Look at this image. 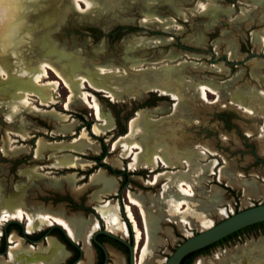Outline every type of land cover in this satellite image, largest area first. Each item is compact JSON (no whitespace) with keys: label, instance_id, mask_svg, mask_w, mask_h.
Masks as SVG:
<instances>
[{"label":"rangeland","instance_id":"obj_1","mask_svg":"<svg viewBox=\"0 0 264 264\" xmlns=\"http://www.w3.org/2000/svg\"><path fill=\"white\" fill-rule=\"evenodd\" d=\"M65 1L71 7L63 23L50 36L52 46L57 47L58 53L80 61L85 67L84 74L86 70L95 73L101 68L99 75L114 79L118 88L129 91L122 92L121 99L113 101L84 83L81 89L75 87L65 109L70 92L54 71L47 69L45 78L37 81L29 78V84L39 87L54 81L60 83L55 90L57 101L43 105L31 94V89L24 96L23 87L1 83L12 80L14 74L28 73L23 64L18 71L13 67L15 54L11 53L12 64L8 61L2 65L0 61V72H3L0 87L5 85L0 88V205L7 199L21 198L23 205L19 209L26 213L62 212L63 218H68L92 207L98 213L102 200L109 199L117 206L118 218L124 220L116 195L127 204L125 194L130 192L154 223L151 233L150 222L146 228L139 210L132 207L141 235L135 248V262L144 257L146 263L154 259L155 264H165L184 239L240 210L264 203V114L251 106L252 98L264 104V45L253 40L256 33H264V0L258 4L255 0H118L117 3L116 0H78L79 8L74 2L73 5ZM57 5L55 2V9ZM27 24L33 26L30 22ZM90 28L97 32H90ZM109 33L114 38H109ZM167 69L174 71L166 73ZM164 73H170L172 80L180 79L179 100L153 90H139L135 92L138 95H130L134 94L130 88L135 86L131 83L139 84L140 79L156 78ZM74 77L78 76H73V80ZM201 84L214 89V93H207V101L200 97ZM84 93L93 96L101 111L111 117L112 130L106 133L92 130L102 119H96L93 110L83 101ZM239 96L246 102L242 104ZM25 98L28 102H24ZM114 111L118 112L126 131L125 117L131 120L142 112L140 132L143 135L151 131L152 137L159 138L155 152L162 154L167 147L180 152L179 163L155 170L160 175L154 185L147 183L152 180L153 172L129 166L132 155L140 152L138 147H133L132 155L127 158L123 157L124 148L118 139L115 149L110 148L116 131ZM69 125L72 127L68 130ZM82 136L97 146L96 152L78 153L66 148ZM102 144L107 146L102 163L129 174V181L120 190L123 176L117 178V190L107 198L102 197L101 188L85 178L86 171L95 166L93 157L101 153ZM64 154L77 156L86 164L56 166L57 158ZM206 165L208 170H202ZM181 176L193 187L194 193L178 212L166 194L177 190L176 180L172 178ZM7 208L0 206V209ZM85 213L95 215L92 210ZM177 215L188 224L172 221ZM16 220L8 218L0 224V239L6 223L24 224V220ZM103 223L109 230L110 225ZM50 226L47 224L38 230ZM33 231L37 230L28 232ZM146 231L150 234L148 239ZM16 235L11 230L8 237ZM48 238L56 240L55 236L47 237L35 245L20 240L24 249L32 246L33 250L43 251ZM106 248L107 264H112V254L120 255L119 251L109 245ZM10 251L11 248L6 256L0 254V264H19V259L9 256ZM235 263L264 264V231L240 234L195 257L191 264Z\"/></svg>","mask_w":264,"mask_h":264},{"label":"bare ground","instance_id":"obj_2","mask_svg":"<svg viewBox=\"0 0 264 264\" xmlns=\"http://www.w3.org/2000/svg\"><path fill=\"white\" fill-rule=\"evenodd\" d=\"M69 1L72 4L74 2L75 5L79 8L77 2L78 0H69ZM260 1L261 0H255L254 2L258 4ZM55 2H57L58 4L57 9H55L54 7ZM115 2L117 3L118 0H116ZM70 7H69V3L66 2L65 0H26L25 8L27 11L24 14L25 23L13 38H11L10 40L0 41V45H1L0 52H3L0 56V61L2 65H7L8 61L10 64L13 63L14 65L13 67L17 69L16 71H18L19 65L23 64V66L26 69V72H28L29 74L25 73L24 76H22V75H18L17 73L12 76L11 78L12 80L10 81L7 80V82L1 81V83L2 84L6 83V86L10 85L12 87H18V88L23 87L24 91H26L24 92V96L29 95L30 93L29 94L26 93H28L27 91L31 89L30 90L32 91L31 94H35L43 105L52 104L57 101V97L55 96V90L59 86L60 84L59 82L54 81L50 84L43 85L42 87L29 84V78L33 79L34 81H37V79L39 78H45L46 70L51 69L54 71L58 79L63 83V85L66 88H68L70 92V95L67 98V103L65 104V109H68V103L71 101L75 87L81 89L84 83H87L91 88L97 91H102L103 93L106 94V96L110 97V99L113 101L120 100L121 93L122 92L126 93V91H129L128 89L121 90L120 88L117 87L116 83H114L111 79H108V82L106 83V82H101L100 79H98L97 77H95L96 79L95 80L93 78H88L82 75L81 70L83 67L79 63L80 61H75L69 56L58 53V51L55 49L57 47L54 48V46H52V43L50 42V36L54 31L58 29V27L64 21L66 13L70 9ZM211 20L213 21V19ZM27 22L32 23L33 26L32 27L27 26L28 25ZM253 40L255 43L264 45V33L261 34L256 33L253 36ZM12 52L15 54L14 59L15 62H17L16 65L15 62L12 63L10 62L12 61L11 59L13 58L12 56L13 54H11ZM35 62L37 66H35ZM53 64L56 65L57 68L53 67ZM102 71L103 69L97 68L95 73L99 75V73H101ZM2 73L3 72L1 70L0 74ZM5 75L7 78L10 77L8 76L7 72L5 73ZM73 76H78V77H74L73 80ZM176 78L177 77H175V79ZM174 80H172L171 76L160 79L152 77L151 79H149V81L145 80V82H142L140 85H136V87H133L136 91H133L130 88L131 89L130 92L132 91L134 92V94L132 93L130 95L131 96L138 95L135 94V92L139 93L138 92L139 90L144 92L148 90H153L158 92L159 94L168 95L173 100H177L179 98L177 88L180 79L179 80L177 79V81ZM144 84H146V86ZM130 85H134V82L133 84L131 83ZM130 85L128 86L131 87ZM3 87H5V85H3ZM198 90L200 92L201 99L205 101H207V93H214V89L206 84L199 85ZM15 95L16 94H14V96ZM183 97L185 96H182V99ZM239 97L237 98H239L242 104L246 102L243 96H239ZM82 98L83 101L89 106V108L93 110L95 118L102 119L99 124L93 126L92 130L96 133H106L112 130L114 126L113 120L108 114H104L101 111V107L97 102V100L88 93H84ZM252 99L253 102L252 100H250L252 102L251 103L252 108L257 112L264 114V106H263L264 104L262 103L263 101L262 100L259 101V99L257 98H252ZM24 102H28V99L25 98ZM248 104L249 103H246V105ZM175 105L176 104H174V106ZM243 108L246 111L251 112L250 109H247L245 107ZM60 116L62 117L63 120L66 119L65 115H60ZM142 117H143L142 112L137 113V117L131 119L128 123L127 134H125L122 137H119L117 140L118 144L124 148V154H123L124 158H127L130 155H132L133 147L135 148L138 147L140 149V152L134 153L132 155V162L129 163V166H131L134 169L144 168V169L153 170L155 169L157 164H161L162 167L167 168L168 166H174L176 163H179L180 152L177 151L176 148L174 149L169 147L164 148L162 150V154L161 153L157 154L155 152L154 147H156L155 145L157 144V141H159V138L152 137L153 132L151 131L148 132L149 134L145 133L142 135V133L140 132L141 131L140 121ZM71 127L72 125H69L67 129L69 130ZM116 142L112 144L111 147L112 150L115 149ZM66 148L70 149V151H74L78 153L81 152L83 153L85 152V150H91L93 152L97 151V146L90 143L89 140L84 136H82L79 140L69 144L68 146H66ZM85 164L86 162L78 157L72 156L71 154H64L61 157L57 158L56 166L82 167ZM211 165H213V163H211ZM207 167L208 165L203 166L202 170H208ZM158 176L159 174H155L152 180L149 181V185H154L155 182L157 181ZM219 176H221V174ZM174 179L176 180L175 183L177 184L176 185L177 190L175 192H169L166 195H168L171 201L174 203L175 211L181 212L180 209L182 208L183 205L187 204L186 200L188 197L193 195L194 189L191 185L186 183L185 180H183L182 176L181 178L173 177L172 181ZM90 181L95 185L97 184L101 185L102 194L113 193L117 186L115 179L112 177L105 176L104 172L101 170L91 175ZM127 198L129 200L130 205H136L139 207L138 210L142 217V220L145 223L146 228L148 222H150L149 226L151 228V233H153L154 230L152 227H154V223L152 222V219L148 218L146 212L137 203L133 194L128 192ZM21 200H22L21 198H11V199H7L5 202H3V204L0 205V206L8 207L7 209H0V224L6 221L8 218L18 219V220L22 219L25 222L27 231L38 230L41 229L43 226L51 223L58 224L64 229H66L67 234L73 241H78L82 244L83 259L77 264L92 263L93 256H92V251L89 247L88 237L91 234V232L97 227V223L95 221H93L91 218L85 220L79 215H72L66 219L63 218L62 212L51 214L48 212L39 211L36 212L35 214H29L23 211L22 209H19V206L23 205V202ZM209 200H212V196L210 198V195H209ZM101 205L102 206L98 208V212L100 213L103 220L110 225L109 230H112L121 236H125L126 235L125 226L119 220L116 214L117 213L116 205L110 202H106L104 203V205L103 204ZM202 208L203 207H201L200 209L203 210ZM125 211L127 214V218L130 221L132 228L134 230L135 243L137 244L141 239V235L137 227V223L133 215L132 209L128 204L125 205ZM171 219L172 221L175 222L180 221L182 224H188V221H186V219L183 218L182 216L177 215L172 217ZM146 236L147 239L150 238V234L147 231H146ZM9 241L12 242L9 256L12 258L14 257L17 260L19 259V264H59L67 256V252L65 251L63 246L53 238H48L47 245L43 249V251L33 250L32 246H29L28 248L24 249L19 237L16 238L14 236L13 237L10 236ZM154 244H156V241H154ZM154 244L152 243L151 246H153ZM137 259L135 262L136 264H155L154 259L149 260V262L147 263L144 261V257H140L138 260ZM111 262L112 264H123L122 258L118 254H112Z\"/></svg>","mask_w":264,"mask_h":264},{"label":"flooded vegetation","instance_id":"obj_3","mask_svg":"<svg viewBox=\"0 0 264 264\" xmlns=\"http://www.w3.org/2000/svg\"><path fill=\"white\" fill-rule=\"evenodd\" d=\"M160 95H164V94H160ZM164 96H168V95H164ZM129 121L130 120H127V123H129ZM127 132L128 131H126L123 135L115 136V138L109 144L110 148L112 147V144L115 142L116 139H118L119 137L124 136L125 134H127ZM106 153H107V146L105 144H102L101 153L99 155L93 157V161L95 162V166L86 171V175L87 176H85V178L88 177L89 181H90L91 175H93L94 173H97L99 170H101V171L104 172L105 176L114 178L115 181H116V184H117V178L119 176H123V179L121 180V182L119 184V187H118V190H120L121 187L123 185H125L129 181V179H128L129 178V174L125 173L124 171L115 170L110 165H108L106 163H102L103 157L106 155ZM75 157H77V156H75ZM97 158H99V159H97ZM159 166H161V164H157L155 169H153V170H149L148 169L150 172H153V177H154L155 174H159L160 175V172H156L155 171ZM164 168H166V167H164ZM140 169H144V168H140ZM147 183H149V181H147ZM81 184H84V182L81 183ZM94 186H96V185H94ZM97 187L99 189V188H101V185L97 184ZM115 190H117V186H116ZM230 192H232V191H230ZM114 193H115V191L113 193L104 194L102 197L107 198V197L112 196ZM127 193L125 194V197H126V200H127V204L131 207V209H132V207H134L135 209H139L138 206L129 204V200L127 198ZM116 198L118 199V205H119L120 214H121L122 217H124V220H120V219L119 220L125 226V230H126V235L125 236H121V235L119 236V235L111 232L110 230H106L105 224L103 223L104 220L101 217L100 213L96 212L95 207H92V208H89V209H84L83 210L84 212H77V213L74 214V215H79L80 217H82L85 220L91 218L93 221H95L97 223L96 231H94V232L92 231V233L88 237L89 247H90V249L92 251V256H93L91 264H104V261H105L104 251L101 249V247H99V245L97 243L101 244L105 248V251L107 253V261H106L105 264H107V262H108V252H107L106 245H109V246L114 247L115 249H117V251H119L118 253L124 257V259L126 261V264H128V249H127L126 245L124 243H122V242H120V241H118L116 239H113L111 237H108V236H106V235H104L102 233H98V234L95 235V233L98 232V231H105V232L111 233L114 236L118 237L119 239L123 240L124 242L134 245L135 248H136L135 237H134L135 233H134V230L132 228V225H131L130 221L127 218V214H126V211H125V205L126 204H123L121 202L120 197H119L118 194L116 195ZM102 201H103V205H104V203L109 202V199L102 200ZM88 210H92V212H94L95 215L89 214V213H85ZM10 220H16V219H10ZM16 225L19 226V228H17ZM56 229L60 230L61 233L64 235V237L76 247L77 254L75 253L74 250L68 248L66 246V244L63 243L58 238V236L56 234L57 233ZM11 230L15 231L17 233L16 237H19V239H23L24 243H26L25 241H27L29 243H32L31 245H35L36 243H39L40 240L44 241L47 237L55 236L56 237L55 238L56 241L58 243H60L63 246V248L65 247L64 249L67 252L66 258L62 262H60L59 264H77L83 259L82 244L80 242H78V241H73L69 237V235L67 234L66 229H64L63 227H61L60 225L55 224V223H51V226L49 228H47V229L37 230L36 232L33 231L32 233H29L26 230L25 222H24V224H20V223H16V222L6 223V225L2 229V239H0V241H1V243H0V254H5V256L8 254V250L10 248V245L8 246L7 243L12 244V242L9 241V237H8L9 231H11ZM255 230L264 231V226H255V227H252L250 229H246V230H244L243 232H241L239 234H244L245 233L247 235H251L252 232H255ZM52 234H53V236H50ZM239 234H237L234 237L239 236ZM0 236H1V234H0ZM234 237L230 238L229 241L233 240ZM4 250H6L5 253H3ZM134 256H135V252H134Z\"/></svg>","mask_w":264,"mask_h":264},{"label":"water","instance_id":"obj_4","mask_svg":"<svg viewBox=\"0 0 264 264\" xmlns=\"http://www.w3.org/2000/svg\"><path fill=\"white\" fill-rule=\"evenodd\" d=\"M102 34H104V33H102ZM66 56H69V55H66ZM53 67L57 68V66L54 64H53ZM84 69H85V67H83L81 70L82 74L86 75L88 78L95 79V77H97L98 79H100L101 82H106V83L108 82V79H110L109 77L103 78L101 75H97L96 73H91L87 70L85 71L86 74H84ZM168 70L174 71L172 69H167L166 73L169 72ZM166 73L161 74V76H159V77L157 76L156 78L160 79V78L169 77V74L166 75ZM145 80L149 81V79H143V80L140 79L139 84L135 83L134 85L135 86L140 85L142 82H145ZM112 81L114 82V79H112ZM144 85L146 86V84H144ZM135 86H132V88H131L133 91H136L133 88ZM147 92H152V91H147ZM261 222H264V203H258L252 207L240 210V211H238V212H236L230 216L225 217L223 220L219 221L215 225H212L211 227L207 228L206 230L198 232L195 235L184 239L182 242H180L174 248V250L171 252V254L167 257L165 264H180L181 260L185 256H187V255H189L195 251L201 250V249H203L209 245H212V244L220 241L221 239L227 237L228 235H230V234H232V233H234L240 229H243V228L248 227L250 225H254L257 223H261ZM98 233H102L108 237H111L113 239H116V240L124 243L128 249V264H135V256H134L135 246L134 245L124 242L123 240L119 239L118 237L114 236L111 233H108L105 231H98L95 233V235ZM222 243H224V242H222ZM222 243H220V244H222ZM97 244L104 251V255H105L104 264H105L107 261V253L105 251V248L101 244H99V243H97ZM220 244H218V245H220ZM218 245H216V246H218ZM216 246H214V247H216ZM214 247H212V248H214ZM212 248H210V249H212ZM210 249H208V250H210ZM5 251L6 250H4L3 253H5ZM199 255H197V256H199Z\"/></svg>","mask_w":264,"mask_h":264},{"label":"clouds","instance_id":"obj_5","mask_svg":"<svg viewBox=\"0 0 264 264\" xmlns=\"http://www.w3.org/2000/svg\"><path fill=\"white\" fill-rule=\"evenodd\" d=\"M26 0H0V41L10 40L25 23Z\"/></svg>","mask_w":264,"mask_h":264},{"label":"trees","instance_id":"obj_6","mask_svg":"<svg viewBox=\"0 0 264 264\" xmlns=\"http://www.w3.org/2000/svg\"><path fill=\"white\" fill-rule=\"evenodd\" d=\"M89 31L92 32V33L97 32L95 29H92V28H90ZM115 36H116V35H115ZM117 36H118V35H117ZM108 37H109V38H114L113 33H109V34H108ZM114 114H115V118H116V126H117V127H116V131H115V133H114V137H115V136H118V135H123V134L126 132V128L124 127V125H122L121 120H120L119 115H118V112L114 111ZM124 120L127 121V120H128V117L126 116ZM97 159H99V158H97ZM255 226H264V222L257 223V224H254V225H250V226H248V227H245V228H243V229H240V230H238V231H236V232H234V233L228 235L227 237L221 239L220 241H218V242H216V243H214V244H212V245H209V246H207V247H205V248H203V249H201V250L195 251V252H193V253H191V254L185 256V257L181 260L180 264H191L192 261L194 260V258H195L197 255H199V254H201V253L207 251L208 249H210V248H212V247H214V246H216V245H218V244H220V243H222V242H225V241L229 240L230 238L236 236L237 234L243 232L244 230H246V229H250V228L255 227ZM16 227L19 228V226H17V225H16ZM56 231H57L56 234H57L58 238H59L63 243H65L66 246H67L68 248L74 250L75 253L77 254L76 247H75L72 243H70V242L64 237V235L61 233L60 230L56 229Z\"/></svg>","mask_w":264,"mask_h":264}]
</instances>
